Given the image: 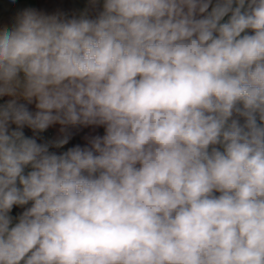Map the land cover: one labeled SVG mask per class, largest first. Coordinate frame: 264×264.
I'll return each instance as SVG.
<instances>
[{
  "label": "clouds",
  "instance_id": "obj_1",
  "mask_svg": "<svg viewBox=\"0 0 264 264\" xmlns=\"http://www.w3.org/2000/svg\"><path fill=\"white\" fill-rule=\"evenodd\" d=\"M0 264H264V0L0 23Z\"/></svg>",
  "mask_w": 264,
  "mask_h": 264
},
{
  "label": "rangeland",
  "instance_id": "obj_2",
  "mask_svg": "<svg viewBox=\"0 0 264 264\" xmlns=\"http://www.w3.org/2000/svg\"><path fill=\"white\" fill-rule=\"evenodd\" d=\"M85 0H71V10L84 6ZM36 6V0H16L15 5L11 0H0V23L10 22L13 15L23 7ZM54 133V130H51Z\"/></svg>",
  "mask_w": 264,
  "mask_h": 264
},
{
  "label": "trees",
  "instance_id": "obj_3",
  "mask_svg": "<svg viewBox=\"0 0 264 264\" xmlns=\"http://www.w3.org/2000/svg\"><path fill=\"white\" fill-rule=\"evenodd\" d=\"M37 4L42 5L45 9L53 10L55 8H62L65 10H71V0H36ZM102 133V130H100ZM86 134H94L91 129H84L80 132V136Z\"/></svg>",
  "mask_w": 264,
  "mask_h": 264
},
{
  "label": "built area",
  "instance_id": "obj_4",
  "mask_svg": "<svg viewBox=\"0 0 264 264\" xmlns=\"http://www.w3.org/2000/svg\"><path fill=\"white\" fill-rule=\"evenodd\" d=\"M30 134V133H29ZM54 133L51 131V130H49V132L48 133H46V135H48V136H51V135H53Z\"/></svg>",
  "mask_w": 264,
  "mask_h": 264
}]
</instances>
